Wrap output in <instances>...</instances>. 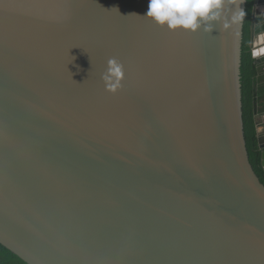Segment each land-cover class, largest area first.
<instances>
[{
	"label": "water",
	"instance_id": "obj_1",
	"mask_svg": "<svg viewBox=\"0 0 264 264\" xmlns=\"http://www.w3.org/2000/svg\"><path fill=\"white\" fill-rule=\"evenodd\" d=\"M246 1L192 31L143 17L148 0H0V244L27 264H264ZM249 47L264 55V0Z\"/></svg>",
	"mask_w": 264,
	"mask_h": 264
},
{
	"label": "trees",
	"instance_id": "obj_2",
	"mask_svg": "<svg viewBox=\"0 0 264 264\" xmlns=\"http://www.w3.org/2000/svg\"><path fill=\"white\" fill-rule=\"evenodd\" d=\"M252 0L246 1L240 52V91L243 131L249 161L264 184L261 168L262 149L258 143L257 116L264 114V76L260 74L259 59L252 56L250 40V12ZM0 264H27L0 244Z\"/></svg>",
	"mask_w": 264,
	"mask_h": 264
},
{
	"label": "clouds",
	"instance_id": "obj_3",
	"mask_svg": "<svg viewBox=\"0 0 264 264\" xmlns=\"http://www.w3.org/2000/svg\"><path fill=\"white\" fill-rule=\"evenodd\" d=\"M220 5L221 0H148L143 17L169 30L180 28L195 31L201 26V21L213 17L214 10ZM240 15H243L242 10ZM123 77V64L116 58H110L101 73L105 89L115 92L121 87Z\"/></svg>",
	"mask_w": 264,
	"mask_h": 264
},
{
	"label": "crops",
	"instance_id": "obj_4",
	"mask_svg": "<svg viewBox=\"0 0 264 264\" xmlns=\"http://www.w3.org/2000/svg\"><path fill=\"white\" fill-rule=\"evenodd\" d=\"M264 62V57H262V64ZM262 116H258V121H257V131L259 133V135H263L264 134V116L263 118H261Z\"/></svg>",
	"mask_w": 264,
	"mask_h": 264
},
{
	"label": "flooded vegetation",
	"instance_id": "obj_5",
	"mask_svg": "<svg viewBox=\"0 0 264 264\" xmlns=\"http://www.w3.org/2000/svg\"><path fill=\"white\" fill-rule=\"evenodd\" d=\"M262 57H264V55L258 57V59H259L258 66H259L260 74H261L262 76H264V62H263V64H262Z\"/></svg>",
	"mask_w": 264,
	"mask_h": 264
},
{
	"label": "rangeland",
	"instance_id": "obj_6",
	"mask_svg": "<svg viewBox=\"0 0 264 264\" xmlns=\"http://www.w3.org/2000/svg\"><path fill=\"white\" fill-rule=\"evenodd\" d=\"M260 116H262L261 118H263L264 114H263V115H259V117H260ZM257 118H258V116H257ZM257 118H256V119H257ZM257 121H258V119H257Z\"/></svg>",
	"mask_w": 264,
	"mask_h": 264
}]
</instances>
